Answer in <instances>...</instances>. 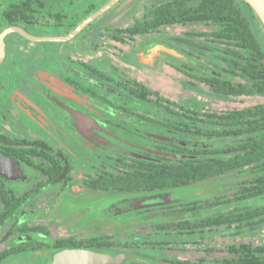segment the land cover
<instances>
[{"label":"flooded vegetation","instance_id":"obj_1","mask_svg":"<svg viewBox=\"0 0 264 264\" xmlns=\"http://www.w3.org/2000/svg\"><path fill=\"white\" fill-rule=\"evenodd\" d=\"M22 1L0 4V33L18 26L37 34L36 29L44 26L67 34L98 8L89 2L82 14L67 9L59 17L57 12L43 13L48 4L33 0L28 2L30 10L25 16H10L11 5ZM106 1L100 0L102 4ZM136 2L118 0L113 6L128 9ZM34 13L44 20L34 18ZM101 15L65 41H34L17 31L4 36L0 61V264H50L61 249H103L90 240L107 236L111 249L132 255L121 264H192L153 254L163 245L179 242L181 236L196 237L205 228L219 227H198L191 234L172 227L183 220L161 222L154 212L184 204L187 198L176 196L172 203L136 209L132 202L137 197L170 189H137L131 184L140 174L195 156L188 152L224 149L216 143L229 139L217 137L216 116L236 109L205 111L188 103L186 97L166 96L159 85L172 69L184 79L205 84L215 96H242L217 91L216 78L249 83L235 63L234 71L225 66V60H239L233 55L235 49L215 35L218 29L210 33L166 31L172 25L205 22L154 25L150 15ZM49 19L51 22L46 21ZM233 72L247 81L234 82ZM86 194L89 198L79 206L88 208L91 217L73 221V212L81 213L74 210V198ZM61 199L69 201L67 211L60 213L68 217L67 224L53 212ZM131 217L146 220L140 219L133 229L113 231L145 234L122 240L118 234L106 233L107 222ZM54 228L60 233L53 235ZM63 240L66 243H59Z\"/></svg>","mask_w":264,"mask_h":264},{"label":"trees","instance_id":"obj_2","mask_svg":"<svg viewBox=\"0 0 264 264\" xmlns=\"http://www.w3.org/2000/svg\"><path fill=\"white\" fill-rule=\"evenodd\" d=\"M30 1L12 4L10 16H25V11L30 10L27 8ZM247 9L253 12L244 0H161L149 15L154 19V25L200 21L218 26L215 35L233 46V55L239 59L235 66L248 78L249 83L232 84L229 80L216 78L217 91L232 95H264V48L253 30ZM216 117L217 137L228 138L233 141L232 146L188 152L195 156H188L169 167L154 168L153 173L148 171L140 174L137 182L131 185L137 189L150 190L183 188L232 170L256 167L261 168V172L253 182L242 188L238 196L245 198L264 193V102ZM262 223L264 205L200 220H183L172 224V227L193 234L198 227L217 225L253 229ZM101 240L105 242H99ZM59 243H66V240ZM90 243L99 244L103 248L98 249L101 251H108L111 244L109 236L107 239H91ZM230 252L237 256V264H264V244L241 242L231 245Z\"/></svg>","mask_w":264,"mask_h":264},{"label":"rangeland","instance_id":"obj_3","mask_svg":"<svg viewBox=\"0 0 264 264\" xmlns=\"http://www.w3.org/2000/svg\"><path fill=\"white\" fill-rule=\"evenodd\" d=\"M20 0H0V4L7 6L9 3H17ZM33 1V0H32ZM37 1V0H34ZM46 3L47 8L43 9V13H59V17L63 15V11L72 13L82 14L83 9L88 5L89 2L98 4L101 6L100 0H39ZM161 0H137L136 4L131 8H120L119 6L110 7L104 14H100L101 17H108L113 15L130 17V16H143L149 15L150 10L158 4ZM58 7V8H57ZM71 7V9H70ZM46 11V12H45ZM70 12V13H71ZM251 22V25L264 46V26L255 14L249 10L246 11ZM45 16L52 18L53 15L45 14ZM34 18H40L44 20V16L38 13L33 14ZM51 22V19L46 20ZM218 29V26L212 23H196L192 25H172L166 28V31L172 33H182L187 31L210 33ZM37 34L34 35H64L60 34V30L54 29L52 27L39 26L37 29ZM230 60V61H229ZM236 61L233 59L225 60V66L234 71V63ZM232 79L234 82L247 81L243 76L238 75L233 72ZM165 81L160 82V90L166 96L170 98L177 99L180 97H186L188 103L196 104L201 107L202 110L212 111V112H223L231 109H242L255 104H259L264 101V96L262 95H242L236 97H221L212 94L211 90L203 83L196 81L193 78H183L179 76L178 73L170 69L166 72ZM185 80V81H183ZM185 83V84H182ZM183 86H182V85ZM218 144L220 148H225L227 146H232L233 141H221ZM261 168L256 167H243L241 169L232 170L222 175L211 177L208 179L201 180L194 183L190 187H180L176 189H170V192H179L176 196L187 198L184 204L171 207L169 210L156 211L154 215L159 217L161 222H177L179 220H197L203 219L211 216H216L218 214H230L234 212L243 211L248 208L255 206L264 205V193L251 195L245 198H239V192L243 187L248 186L254 181V178L261 172ZM263 172V171H262ZM159 192L152 193L158 194ZM89 196H77L74 198L75 208L74 210H81V213L73 212L71 219L77 221L78 219L90 218L91 214L88 208L80 205L79 203L87 200ZM130 198V197H129ZM128 198V199H129ZM238 198V199H237ZM131 199V198H130ZM119 201V199H117ZM73 201V199H72ZM71 202V199H70ZM188 204H187V203ZM69 201L67 199H61L56 209H54V214L60 216V220L67 224L68 217L61 216L60 213L67 211L66 206ZM134 203V201L132 202ZM172 203V202H171ZM78 205V207H77ZM80 207V208H79ZM89 213V214H88ZM58 216V217H59ZM82 216L84 218H82ZM146 218V217H145ZM141 220H146L140 218ZM136 217H131L125 221H112L106 223V233L114 234L116 228L124 227L127 229H133V226L137 227L140 220ZM151 222V219H149ZM123 228V229H124ZM231 228V229H230ZM233 227H228V231L225 226L210 227L205 228L204 233L197 235L196 237L187 235L179 237V242L175 244L163 245L162 249H158L153 255L159 259H167L176 261L192 262V264H236L237 256L228 250L231 245H238L241 242H250L254 245L264 244V223L259 226L249 229L244 227L241 229H236ZM72 229V228H71ZM52 234L56 235L60 232H56L57 229H52ZM66 230V229H65ZM77 233V232H76ZM100 232H90L91 235ZM61 234H66L62 233ZM78 235H87V233H77ZM118 236L122 239H129L134 236H139L145 234L144 232H116ZM107 252L115 253V249H108ZM184 264V263H181Z\"/></svg>","mask_w":264,"mask_h":264},{"label":"water","instance_id":"obj_4","mask_svg":"<svg viewBox=\"0 0 264 264\" xmlns=\"http://www.w3.org/2000/svg\"><path fill=\"white\" fill-rule=\"evenodd\" d=\"M118 0H108L100 7L84 17L70 32L64 35H34L25 32L18 26H11L0 33V61L3 58L4 36L10 32L17 31L26 38L34 41H65L75 36L84 26L91 22L98 15L112 7ZM253 9L262 25L264 26V0H244ZM175 192H162L137 197L134 200L136 209L167 204L176 201ZM132 258V255L125 252L111 253L107 251L94 250L89 248L74 247L61 249L53 255L50 264H121L124 260Z\"/></svg>","mask_w":264,"mask_h":264}]
</instances>
